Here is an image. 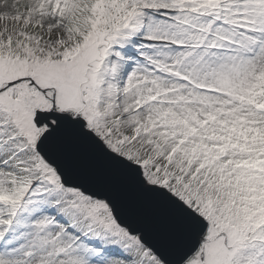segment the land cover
Segmentation results:
<instances>
[{"label": "snow or ice", "instance_id": "snow-or-ice-1", "mask_svg": "<svg viewBox=\"0 0 264 264\" xmlns=\"http://www.w3.org/2000/svg\"><path fill=\"white\" fill-rule=\"evenodd\" d=\"M0 264H264V0H0Z\"/></svg>", "mask_w": 264, "mask_h": 264}]
</instances>
